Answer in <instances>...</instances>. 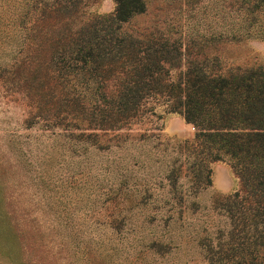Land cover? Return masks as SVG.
Wrapping results in <instances>:
<instances>
[{
    "label": "rangeland",
    "instance_id": "1",
    "mask_svg": "<svg viewBox=\"0 0 264 264\" xmlns=\"http://www.w3.org/2000/svg\"><path fill=\"white\" fill-rule=\"evenodd\" d=\"M244 1L146 0V13L125 26L185 43L214 34L205 54L217 66L264 69V8L248 12ZM47 3L0 0V264H209L203 243L229 224L217 202L240 189L239 178L214 161L211 185L199 188L183 148L197 129L163 99L98 145L48 126L42 118L62 95L48 80ZM115 8L91 2L86 16ZM253 19L244 38L227 37Z\"/></svg>",
    "mask_w": 264,
    "mask_h": 264
},
{
    "label": "trees",
    "instance_id": "2",
    "mask_svg": "<svg viewBox=\"0 0 264 264\" xmlns=\"http://www.w3.org/2000/svg\"><path fill=\"white\" fill-rule=\"evenodd\" d=\"M96 1L48 0L43 10L50 21L48 80L62 98L50 101L52 111L42 119L71 139L98 145L101 134L132 125L149 112L148 103L163 99L197 129L183 148L199 188L211 185L214 161L227 162L241 183L217 202L229 224L203 243L209 264H264V69L217 66L205 54L214 34L185 43L161 28H126L146 13V0H114L113 14L86 16ZM262 6L264 0H248L243 9L254 13ZM251 21L245 33L227 37L244 38L255 30Z\"/></svg>",
    "mask_w": 264,
    "mask_h": 264
}]
</instances>
